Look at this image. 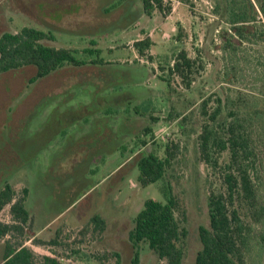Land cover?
<instances>
[{"label": "rangeland", "instance_id": "374dc122", "mask_svg": "<svg viewBox=\"0 0 264 264\" xmlns=\"http://www.w3.org/2000/svg\"><path fill=\"white\" fill-rule=\"evenodd\" d=\"M167 1L173 7L168 18H149L141 0H78L73 10L80 27L38 28L39 0H0V37L33 27L54 36L45 45L73 49L88 62L98 57L83 51L96 49L103 62L66 66L32 85L33 66L0 74V191L8 184L20 199L27 188L26 208L34 220L32 228L0 237V264L8 243L60 264H117L113 253L121 264H133L135 218L147 200L166 201L162 183L141 185L138 162L153 151L164 157L172 144L178 149L167 181L179 202L176 216L189 230L184 264H195L199 228L209 226L208 195L223 190L222 170L201 162L198 152L203 99H211L209 112L223 100L218 122L233 111L240 121L253 120L250 134L261 166L256 184L264 199V43L227 50L230 27L220 23L214 0ZM62 14L52 9L47 25L60 22ZM147 37L152 61L133 46ZM182 50L199 59L194 82L188 89L173 78L170 88L163 79ZM238 98L245 106L235 105ZM226 160L224 154L221 162ZM95 216L106 221L105 231L85 232ZM0 222L13 224L10 206L0 212ZM254 228L248 264H263L264 223ZM139 251V264H166L145 243Z\"/></svg>", "mask_w": 264, "mask_h": 264}, {"label": "trees", "instance_id": "16d2710c", "mask_svg": "<svg viewBox=\"0 0 264 264\" xmlns=\"http://www.w3.org/2000/svg\"><path fill=\"white\" fill-rule=\"evenodd\" d=\"M141 1L143 12L149 18L155 13L168 18L172 13V2L167 0ZM214 2L220 23H226L230 27L231 32L227 34L229 39L225 45L227 50L237 51L242 43H264V0H214ZM46 40L54 41L55 38L50 33L30 27L23 28L19 33L3 34L0 37V74L33 66L37 73L29 82L32 85L66 66L103 64L99 50L83 51L84 55L96 54L98 57L88 62L78 59L73 49L45 45ZM133 46L141 57H147L153 42L147 37L135 42ZM148 57L149 60H153L151 56ZM197 61L199 59H192L186 50L180 51L174 56L168 68V79L163 81L171 88L172 79L179 78L186 88H191ZM160 69L165 71L162 67ZM210 101L209 98L203 99L199 107L205 121L198 136V152L201 162L214 171L222 170L223 190L220 192L212 190L208 195L209 226L199 228L202 247L196 255L195 264H248L249 248L255 232L254 225L264 223V199L256 184L257 172L261 167L260 158L250 134L253 120L242 119V123L238 119L239 112L233 111L224 122H218L223 114V100L217 99L219 105L213 112H209L208 109ZM241 103H244L243 100L238 98L235 105L242 107L246 104ZM232 116L235 119L229 121L228 118ZM151 120L156 121L154 118ZM247 121L249 123H246ZM144 131L146 135L152 133L150 127ZM140 142L143 147L148 145L146 141ZM177 149L176 144L166 145L164 157L153 151L144 155L138 162L141 185L146 187L162 183L160 189L166 201L147 200L143 210L135 218V225L130 233V241L135 248L133 264H139V246L142 243L148 245L160 262L184 264L189 230L181 225L176 216L179 202L173 193L172 185L167 181V172L175 162ZM224 154H227V160L221 162ZM22 194L23 196L17 199L15 188L8 184L0 191V212L10 206L13 219V224L0 222L2 238L14 231L23 232L24 228L33 227V217L26 208L28 189L24 188ZM248 216L253 218L251 223L247 221ZM90 228L96 233H103L106 221L100 216H95L85 232ZM30 240L35 245H46L34 237L28 241ZM261 240L264 241V234L261 235ZM51 243L54 245L56 242ZM113 255L117 258V264H121L120 254ZM2 264H60V262L54 256L40 257L24 244L15 247L8 243Z\"/></svg>", "mask_w": 264, "mask_h": 264}, {"label": "crops", "instance_id": "0c3cea01", "mask_svg": "<svg viewBox=\"0 0 264 264\" xmlns=\"http://www.w3.org/2000/svg\"><path fill=\"white\" fill-rule=\"evenodd\" d=\"M78 0H39V10L35 9L38 15L42 16L38 21V28H78L77 21L75 20L78 11H74L73 8L78 6ZM81 6V5H79ZM82 7V6H81ZM52 9L55 11H62L63 16L60 22L54 23L53 25H47V13ZM25 28V27H24ZM33 28V27H30Z\"/></svg>", "mask_w": 264, "mask_h": 264}, {"label": "flooded vegetation", "instance_id": "af4514ba", "mask_svg": "<svg viewBox=\"0 0 264 264\" xmlns=\"http://www.w3.org/2000/svg\"><path fill=\"white\" fill-rule=\"evenodd\" d=\"M262 260H263V264H264V250H263V258H262Z\"/></svg>", "mask_w": 264, "mask_h": 264}]
</instances>
